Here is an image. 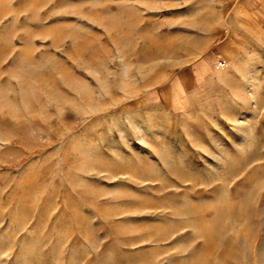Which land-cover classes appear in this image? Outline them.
<instances>
[{"label":"rangeland","instance_id":"374dc122","mask_svg":"<svg viewBox=\"0 0 264 264\" xmlns=\"http://www.w3.org/2000/svg\"><path fill=\"white\" fill-rule=\"evenodd\" d=\"M235 4L0 0V264H264V0Z\"/></svg>","mask_w":264,"mask_h":264},{"label":"crops","instance_id":"0c3cea01","mask_svg":"<svg viewBox=\"0 0 264 264\" xmlns=\"http://www.w3.org/2000/svg\"><path fill=\"white\" fill-rule=\"evenodd\" d=\"M233 1L236 2L235 6H237L239 4L241 5L242 3H246V4L248 3V0H233ZM249 1H254V0H249ZM255 7L256 6H254V5L252 6L253 11H256ZM262 7H264V6H262ZM209 64H210V61L196 62L192 65H188V67H186L183 70V73H185V74H183V76L179 75L177 77L179 87L183 91V93H185V91L189 88L192 75L194 73H196L195 74V76H196L198 73H201L202 70H205V68H208L207 66H210ZM170 87H171V85H170Z\"/></svg>","mask_w":264,"mask_h":264}]
</instances>
